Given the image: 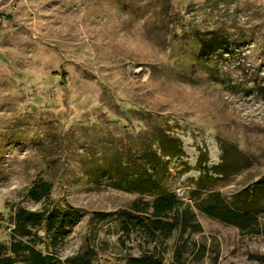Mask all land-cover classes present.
I'll return each mask as SVG.
<instances>
[{
	"label": "rangeland",
	"instance_id": "obj_1",
	"mask_svg": "<svg viewBox=\"0 0 264 264\" xmlns=\"http://www.w3.org/2000/svg\"><path fill=\"white\" fill-rule=\"evenodd\" d=\"M170 138L182 154L164 155ZM151 152L143 194L129 184ZM162 189L200 229L126 235L133 202ZM214 191L257 223L202 211ZM20 207L55 264H173L183 243V264H264V0H0V243L33 244L12 236Z\"/></svg>",
	"mask_w": 264,
	"mask_h": 264
},
{
	"label": "trees",
	"instance_id": "obj_2",
	"mask_svg": "<svg viewBox=\"0 0 264 264\" xmlns=\"http://www.w3.org/2000/svg\"><path fill=\"white\" fill-rule=\"evenodd\" d=\"M162 140L160 148L164 155L177 156L176 153L182 154L180 148V141L175 139ZM164 144H169L163 147ZM175 153V155H174ZM148 159V166L143 168L144 164H140L142 170L135 167L133 176L129 187L134 188L138 192L146 193L151 192L152 189L158 186L157 174L155 170H158V164L160 158L156 156L154 152H151L150 156H145ZM138 170V171H137ZM155 171V173H154ZM222 173V172H220ZM157 176V177H156ZM263 182V181H261ZM30 192L36 198L45 197L47 199L50 193V184L48 182H41L36 189L31 188ZM154 197L151 200H144L143 198H137L131 206L130 213H126V219L121 224V229L126 235H130L132 226L142 227L149 235L154 236L155 232H161L169 234L172 230L177 227L185 230L187 227H191L193 230L200 229V224L193 222L195 214L190 212L188 207H180L176 194L174 192L164 191L163 189L158 190L157 193L153 194ZM205 205L199 206V208L215 217L229 222H237L239 226L246 227L248 225H254L257 223L256 218L247 212L235 209L226 204L221 193L219 191L209 192ZM54 212V210H52ZM133 213V214H131ZM51 215H55L50 218L51 224H57V229L61 230L64 226L63 222L64 214H60L55 211ZM125 215V214H124ZM144 215V216H143ZM63 219V220H61ZM42 215L20 207L15 212V225L13 228L12 236L16 237H32L33 244H29L24 240H13L9 243H0V264H55L56 259L52 254V250L43 252L41 246H48L49 243L44 236L37 232H32V228H39L41 225ZM50 224V223H49ZM51 225V227H52ZM50 227V226H48ZM58 237V235H55ZM166 236V235H165ZM57 239L54 243H57ZM51 249V248H50ZM187 250L186 243L179 245L175 251V263L183 264V255ZM164 251L160 253H149L143 254L139 257H133L128 264H166L163 260ZM93 256L84 258L71 259V264H91Z\"/></svg>",
	"mask_w": 264,
	"mask_h": 264
}]
</instances>
